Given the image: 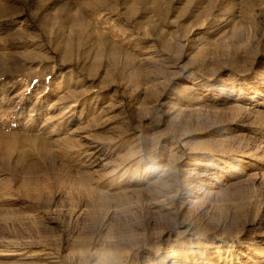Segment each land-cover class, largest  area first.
Wrapping results in <instances>:
<instances>
[{
	"label": "rangeland",
	"instance_id": "374dc122",
	"mask_svg": "<svg viewBox=\"0 0 264 264\" xmlns=\"http://www.w3.org/2000/svg\"><path fill=\"white\" fill-rule=\"evenodd\" d=\"M0 264H264V0H0Z\"/></svg>",
	"mask_w": 264,
	"mask_h": 264
}]
</instances>
